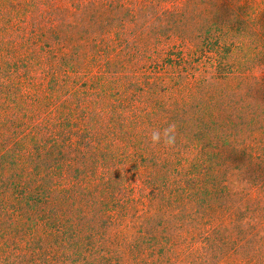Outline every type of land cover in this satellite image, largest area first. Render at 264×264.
Instances as JSON below:
<instances>
[{"label": "rangeland", "instance_id": "rangeland-1", "mask_svg": "<svg viewBox=\"0 0 264 264\" xmlns=\"http://www.w3.org/2000/svg\"><path fill=\"white\" fill-rule=\"evenodd\" d=\"M213 4L0 0V170L47 264H264V68Z\"/></svg>", "mask_w": 264, "mask_h": 264}, {"label": "trees", "instance_id": "trees-1", "mask_svg": "<svg viewBox=\"0 0 264 264\" xmlns=\"http://www.w3.org/2000/svg\"><path fill=\"white\" fill-rule=\"evenodd\" d=\"M207 1L203 0V3ZM213 2L212 9L223 14H212L208 10V17L212 15L209 19V32H206L209 33V40L223 41L224 51L230 58L236 56L232 55L234 52L240 53V57L236 56L239 60L231 59L235 63L239 62L236 66L231 65L234 69L242 67L244 72L250 73V66L264 68V0H213ZM141 5L143 4H139ZM218 62L225 66L222 64L223 61ZM3 145L7 149V145L0 142V146ZM23 150L26 153V148ZM5 176L8 177V171L0 170L2 178L0 183L5 186L0 187V264H47L50 259L49 253L42 247L36 249L35 241L32 240L36 237L25 226L29 211L25 209L21 197H25L28 191L26 189L25 193L19 192L23 185L16 181L19 184L18 190L16 183L7 181ZM86 187H90L88 182ZM47 198L46 196L42 202L46 203ZM39 199L41 200L40 195ZM19 229L24 238L29 236L24 244L19 240L22 237L18 238ZM9 238L16 244L14 251H11L8 245Z\"/></svg>", "mask_w": 264, "mask_h": 264}, {"label": "clouds", "instance_id": "clouds-1", "mask_svg": "<svg viewBox=\"0 0 264 264\" xmlns=\"http://www.w3.org/2000/svg\"><path fill=\"white\" fill-rule=\"evenodd\" d=\"M150 141L153 145L163 144L172 146L176 142V130L174 124H169L162 130H154L151 133Z\"/></svg>", "mask_w": 264, "mask_h": 264}]
</instances>
